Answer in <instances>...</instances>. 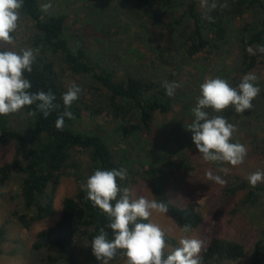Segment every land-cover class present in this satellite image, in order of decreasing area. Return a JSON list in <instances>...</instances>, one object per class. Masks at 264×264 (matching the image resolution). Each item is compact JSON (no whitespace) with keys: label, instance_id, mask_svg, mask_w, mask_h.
Segmentation results:
<instances>
[{"label":"trees","instance_id":"1","mask_svg":"<svg viewBox=\"0 0 264 264\" xmlns=\"http://www.w3.org/2000/svg\"><path fill=\"white\" fill-rule=\"evenodd\" d=\"M208 3L209 6L215 3V9L202 8L200 0L120 1L116 8L124 9L122 14L136 26L137 38L143 47L160 61L166 60L172 72L138 69L118 78L117 68L105 60H96L85 44L71 46L65 36L66 14L48 15L41 11L40 0H24L20 14L30 18L35 29L30 44L36 60L32 72L24 73L32 84L29 91H50L56 97L54 104L59 107L47 118L39 111L35 116H28L34 105L20 113L0 116V145L15 146L13 159L0 167V188L13 179L19 180L26 213L15 216L24 228L30 229L35 223L54 216L56 192L64 175L75 177L78 185L76 193L64 199L60 221L38 233L32 248L36 259L33 264H67L77 243L83 237L92 243L101 227L108 233V239L114 238L107 227L109 218L93 206L81 189V183L96 169H126L127 178H117L121 188L131 189L138 182L137 176L149 181L155 199L168 205L167 213L176 225L183 229L185 224H190V231L196 230L203 222L197 205L181 207L163 194L168 175L165 168L191 170L196 164L194 158L226 181V195L244 193L240 206L260 210L261 235L254 245L253 264H262L264 183L253 187L248 179L237 174L219 172V167L229 169L230 164L204 161L192 141V132L186 128L194 120L191 109L196 106L200 85L206 79L220 77L235 86L245 74L253 73L264 63V54L256 51L258 45H264V0H208ZM99 8V5L92 8L93 17L101 15ZM205 15L211 16L213 22L204 19ZM245 16L251 21L245 20ZM240 20L244 24H239ZM152 26L167 31L165 47L157 43V36L150 30ZM119 28L130 31L129 24ZM249 46L255 54L247 51ZM200 54L207 56L197 63ZM189 66H194L201 75L190 73L184 79L183 72ZM67 71L93 83L89 87L77 85L82 91L69 109L74 119L65 117L63 129L58 130L55 122L65 110L62 95L68 90L64 84ZM165 81L181 85L173 97L166 95ZM256 83L261 91L250 110L242 114L236 113L233 107L221 113L207 111L210 116L222 115L235 125L237 130L232 142L245 145L248 152L261 156L264 161V81L258 79ZM84 113L92 120L103 115L110 117L116 125V136L78 128ZM157 113L175 115L166 125L162 141L151 143L152 147L148 148L149 139L145 135L152 132ZM120 143L126 147H120ZM78 155L87 157L86 166ZM238 212L240 209L233 213ZM5 234L6 228L0 227V256ZM246 252V247L238 241L215 238L201 256L203 264H225L244 258Z\"/></svg>","mask_w":264,"mask_h":264},{"label":"rangeland","instance_id":"2","mask_svg":"<svg viewBox=\"0 0 264 264\" xmlns=\"http://www.w3.org/2000/svg\"><path fill=\"white\" fill-rule=\"evenodd\" d=\"M120 1L122 0H40V3H51L52 8L47 12L48 15L66 14L65 36L69 38L71 46L77 47L82 43L85 44L96 60H105L111 67L117 68L118 78H123L127 71L138 69H155L157 73L165 70L171 73L166 60L160 61L157 55L143 47V43L137 38L136 26L122 14L124 9L116 8ZM123 1L125 2V0ZM96 5L100 6L101 15L93 17L92 8ZM245 20L251 21V18L245 16ZM243 22L240 20L239 24H244ZM124 24H129L130 31L127 32L125 29L119 28ZM104 26L106 28H103ZM150 30L157 36V43L165 47L168 40L167 31L155 26L150 27ZM34 33V22L20 14L19 26L12 34L14 43L12 45L0 43V49L16 51L31 49L30 39ZM133 49L140 53L134 52ZM140 54L145 55L141 57ZM204 56L207 55H198L197 63H201V58L203 62ZM190 73L201 75L198 69L189 66L184 70L182 77L187 79ZM253 73L259 80L264 81V63ZM73 83L89 87V84L93 82L67 71L64 77L66 88L68 89ZM174 115V113L156 114L152 132L145 135L146 139H149L148 148L152 147L151 143L162 141L166 134V125L171 122ZM78 128L83 131L97 132L104 136H116L114 134L115 123L105 115L92 120L88 114L84 113V119ZM176 133L180 135L179 130ZM119 146L126 147L124 143H120ZM14 154L15 146L12 143L0 145V167L10 162ZM80 156L82 164L86 166L87 157ZM80 156L78 155L77 158ZM194 159L196 164L191 170H186L184 167L181 170L165 168L168 175L163 183V194L171 203L181 207L195 203L203 217L202 224L196 230L184 232L168 213L166 215L153 213L150 218L151 222L158 224L165 231V242L170 246V249L179 246L181 237L202 239L205 241V248L215 238L235 240L246 247V255L238 261L225 264H253L254 245L261 235L260 210L245 209L240 206L244 193L226 195L224 193L225 185L222 186L206 179L205 172L207 170H211L214 175H217L216 172L200 159ZM145 170L141 169L140 171ZM258 170L264 171V161L261 156L254 155L249 151L244 162L235 167L230 165L228 172L248 179L250 174ZM69 172H73V170H69ZM137 181L130 189L131 198L135 199L143 195L148 199H155L150 182L139 176H137ZM77 188L76 178L64 175L56 192L54 216L35 223L30 229L24 228L15 216V214L26 213L20 197L19 180L13 179L5 187L0 188V227L6 228L0 264H33L36 262L32 256V248L38 233L54 227L60 221L64 199L73 196ZM235 209H240V212L234 214ZM121 252L122 250H118L116 257L109 264H126L127 258ZM67 264H102V262L95 258L91 243L83 237L71 252ZM262 264H264V254Z\"/></svg>","mask_w":264,"mask_h":264},{"label":"clouds","instance_id":"3","mask_svg":"<svg viewBox=\"0 0 264 264\" xmlns=\"http://www.w3.org/2000/svg\"><path fill=\"white\" fill-rule=\"evenodd\" d=\"M24 0H0V43L12 45L13 33L19 26L20 10ZM201 6L215 9L216 4L209 6L208 0H200ZM52 8L51 3L40 5L41 11L47 13ZM209 22L213 18L203 17ZM249 53L255 54L253 48H247ZM256 51L264 54V45H258ZM36 55L32 49H0V116H8L22 112L25 108L34 109L27 112L28 116H35L37 111L44 118L59 107L54 104L56 97L53 93L38 91L30 92L31 82L24 73H31ZM258 77L249 72L240 82L232 86L226 79L208 78L200 85V96L196 106L191 109L194 120L187 126L192 132V141L206 162L230 164L233 167L242 164L248 154L245 145L232 142L236 126L229 123L222 115L210 116L207 109L221 113L233 107L238 114L250 110L252 101L260 94L257 85ZM166 95L173 97L177 88L176 82L163 83ZM81 88L72 84L62 95L65 110L55 122L58 130L64 127V119H74L69 110L74 101L79 98ZM219 172L227 173L228 169L219 167ZM206 179L219 185L226 181L220 175H214L211 170L205 172ZM117 178L125 180L127 170L124 168L101 170L96 169L86 182L81 183V189L86 192V198L94 207H98L109 218L107 225L113 232V239H108V233L103 227L91 243L92 252L102 264H109L118 250L127 258L126 264H203L200 255L205 250V241L195 237H181L179 246L171 248L165 242V231L156 223L151 222L153 213L164 214L169 207L161 200L148 199L141 195L131 198L130 189L121 188ZM249 183L255 187L264 183V171H256L248 176ZM113 201L115 204L113 205ZM143 221H149L147 223ZM190 224H185L182 231L189 232Z\"/></svg>","mask_w":264,"mask_h":264}]
</instances>
